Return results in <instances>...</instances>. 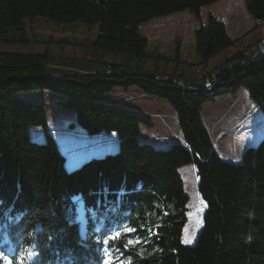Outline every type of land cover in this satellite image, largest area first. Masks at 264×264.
<instances>
[{
	"label": "trees",
	"instance_id": "trees-1",
	"mask_svg": "<svg viewBox=\"0 0 264 264\" xmlns=\"http://www.w3.org/2000/svg\"><path fill=\"white\" fill-rule=\"evenodd\" d=\"M216 1L0 0V44H30L26 21L43 17L94 29L88 47L98 54L0 52V264H106L112 254L121 255L120 264H264V134L237 163L222 160L201 117L203 105L241 91L264 117V40L199 79L141 64L173 58L150 49L140 27L184 10L200 22L197 59L186 64L204 71L224 56L239 37L213 14L201 22V8ZM244 1L254 26L264 24V0ZM104 54L121 60L100 59ZM131 88L172 109L177 139L155 146L143 137L149 122L141 113L103 99ZM46 93L87 136L114 135L115 148L66 168L47 129ZM33 129L42 140L32 138ZM186 165L194 166L203 203L192 245L182 242L188 195L179 169ZM116 231L120 239L105 243ZM25 249L35 255L22 261Z\"/></svg>",
	"mask_w": 264,
	"mask_h": 264
},
{
	"label": "rangeland",
	"instance_id": "rangeland-1",
	"mask_svg": "<svg viewBox=\"0 0 264 264\" xmlns=\"http://www.w3.org/2000/svg\"><path fill=\"white\" fill-rule=\"evenodd\" d=\"M208 14L222 19L227 32L233 37H239V41L224 56L220 55L211 59L204 71L186 64V62H194L197 59L193 32L200 23L187 10L155 18L140 27V32L146 37L150 49H155L156 53L164 57L173 58L141 64L147 69L156 68L159 72H165L178 78L199 79L204 72L213 70L219 65L224 57L245 49L260 39L264 40V24L254 26L255 20L247 11L244 0H218L203 6L200 11L202 23L206 22ZM84 25L86 24H56L47 18L35 17L26 21L32 42L28 45L0 44V52L49 53L57 59L98 57V54L93 53L88 47V41L93 38L95 30ZM50 38H65L73 44L67 43L62 46L49 44L47 41ZM175 55H178L182 62L177 61ZM119 58L110 54L100 56V59L105 61L121 60ZM25 97L38 99V94L25 95ZM103 99L141 113L149 122L148 127L142 128L143 137L155 146L164 147L172 139H177L179 131L175 114L164 101L148 97L135 88L127 92L114 89ZM45 101L47 129L65 156L66 168L74 166L87 157L102 155L115 148L117 140L114 135L87 136L74 125L73 113L62 110L54 100V96L46 93ZM201 117L208 130L213 148L222 160L238 162L243 150L249 144H254L264 134V126L262 127L264 122H259L264 117L256 112V107L243 91L235 97L222 96L214 103L203 105ZM31 136L42 140L43 132L41 129H33ZM179 174L188 195L187 222L183 227L182 242L185 245H192L201 226L203 203L197 191L194 166L181 167ZM121 260V255L112 254L107 258L106 264H120Z\"/></svg>",
	"mask_w": 264,
	"mask_h": 264
},
{
	"label": "snow or ice",
	"instance_id": "snow-or-ice-1",
	"mask_svg": "<svg viewBox=\"0 0 264 264\" xmlns=\"http://www.w3.org/2000/svg\"><path fill=\"white\" fill-rule=\"evenodd\" d=\"M126 230H129V229H126ZM120 237H121V232L116 231V232H114L111 236H109V237L107 238V240H105V243H107L109 240H113V241H115V240H119ZM128 243H132V241H129ZM24 252L26 253V256L22 255V258H21L22 261H23V259H25V258H26V259H32V257L35 255V253L30 252V251L27 250V249H25Z\"/></svg>",
	"mask_w": 264,
	"mask_h": 264
},
{
	"label": "crops",
	"instance_id": "crops-1",
	"mask_svg": "<svg viewBox=\"0 0 264 264\" xmlns=\"http://www.w3.org/2000/svg\"><path fill=\"white\" fill-rule=\"evenodd\" d=\"M256 112H258V110L256 109ZM248 114V113H247ZM247 114H245V116L247 115ZM244 116V117H245ZM256 116V115H255ZM259 122H261V123H263L264 122V119L263 120H260ZM264 124V123H263ZM264 125H262V127H263ZM256 130V129H255ZM231 162H234V163H237L236 161H231Z\"/></svg>",
	"mask_w": 264,
	"mask_h": 264
},
{
	"label": "bare ground",
	"instance_id": "bare-ground-1",
	"mask_svg": "<svg viewBox=\"0 0 264 264\" xmlns=\"http://www.w3.org/2000/svg\"><path fill=\"white\" fill-rule=\"evenodd\" d=\"M95 137H102V135H101V134H99V135H96Z\"/></svg>",
	"mask_w": 264,
	"mask_h": 264
}]
</instances>
